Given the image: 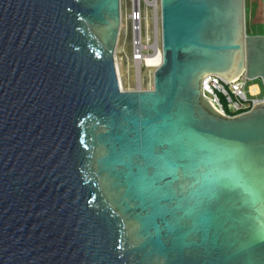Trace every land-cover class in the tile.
I'll return each instance as SVG.
<instances>
[{"label": "water", "instance_id": "obj_1", "mask_svg": "<svg viewBox=\"0 0 264 264\" xmlns=\"http://www.w3.org/2000/svg\"><path fill=\"white\" fill-rule=\"evenodd\" d=\"M152 90H120V0H0V264H264V90L244 0H159ZM206 177H211L207 179Z\"/></svg>", "mask_w": 264, "mask_h": 264}, {"label": "rangeland", "instance_id": "obj_2", "mask_svg": "<svg viewBox=\"0 0 264 264\" xmlns=\"http://www.w3.org/2000/svg\"><path fill=\"white\" fill-rule=\"evenodd\" d=\"M149 1L150 4L147 5L144 0H141L139 7L141 13L140 26L141 43L148 53H152V47L154 46L157 38L158 44L161 46L160 4L159 0ZM244 6L246 34L248 36L264 35V24L262 21V0H244ZM120 10L123 25L121 27L122 32L118 40L119 44H117L116 49V56L118 58V66L121 75V82L119 80L118 82L124 91H133L138 89L147 90L153 83V71L142 68L140 65L137 66V63L134 62L133 56L135 52V26L129 19V21L126 19V16L131 15L134 10L133 0H120ZM251 83L258 85L261 93L260 97L263 96L264 90L261 81L255 80Z\"/></svg>", "mask_w": 264, "mask_h": 264}, {"label": "built area", "instance_id": "obj_3", "mask_svg": "<svg viewBox=\"0 0 264 264\" xmlns=\"http://www.w3.org/2000/svg\"><path fill=\"white\" fill-rule=\"evenodd\" d=\"M126 19H129L134 24V26L135 23H138L136 29L140 31V36L138 35V38H135V52L133 56L134 62H136L142 68L150 69L154 72L159 66H161L162 62H160L158 66H152L151 64L153 60H147L146 58L154 53L162 54L161 46L158 44L156 52L152 47V53H148L145 47H143L141 43V13L139 7L138 9L134 7L132 14L126 16ZM262 21L264 24V0H262ZM121 32L122 29L120 28L119 37ZM136 45H141V49L139 50L136 48ZM148 61H150V64ZM155 63L156 62H154V64ZM254 81L255 80L248 79L244 73L236 77L231 82L220 76L209 75L201 81V96L203 99H206L211 104L213 109L221 116L229 119L237 118L250 113L257 105L264 103V95L260 97L261 93L258 85L251 83ZM119 87L120 90H122L120 83ZM152 88L153 86L151 85L147 90H152Z\"/></svg>", "mask_w": 264, "mask_h": 264}, {"label": "bare ground", "instance_id": "obj_4", "mask_svg": "<svg viewBox=\"0 0 264 264\" xmlns=\"http://www.w3.org/2000/svg\"><path fill=\"white\" fill-rule=\"evenodd\" d=\"M146 3H147V5H149L150 4V1L149 0H144ZM133 2H134V7L136 8V9H138V7H140V3H141V0H133ZM152 5V4H151ZM148 20V19H147ZM123 25V24H122ZM136 26H138V23H135V38H138V35L140 36V31H138V29H136ZM156 27H157V25H156ZM156 31H157V29H156ZM156 36H157V33H156ZM119 40V39H118ZM119 44V43H118ZM125 46V45H124ZM136 48H138L139 50L141 49V45H136ZM158 48V38L156 39V42H155V44H154V46H153V49H155V52L157 51L156 49ZM116 49H117V47H116ZM117 51V50H116ZM114 59H115V63H116V68H117V74H118V80L120 81L121 80V75H120V70H119V66H118V58H117V56H116V53H115V55H114ZM147 60H153L152 61V66H158L159 64H160V62H162V54L161 53H154V54H152V55H150V56H148L147 58H146ZM149 62V64H150V61H148ZM154 62H156L155 64H154ZM122 64V63H121ZM137 66H138V64H137ZM122 71V70H121ZM138 77V76H137ZM121 82V81H120ZM123 89V88H122Z\"/></svg>", "mask_w": 264, "mask_h": 264}, {"label": "snow or ice", "instance_id": "obj_5", "mask_svg": "<svg viewBox=\"0 0 264 264\" xmlns=\"http://www.w3.org/2000/svg\"><path fill=\"white\" fill-rule=\"evenodd\" d=\"M207 179H210L211 177H206Z\"/></svg>", "mask_w": 264, "mask_h": 264}]
</instances>
